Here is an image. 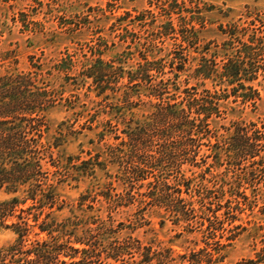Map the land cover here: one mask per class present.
I'll return each instance as SVG.
<instances>
[{
	"label": "rangeland",
	"instance_id": "1",
	"mask_svg": "<svg viewBox=\"0 0 264 264\" xmlns=\"http://www.w3.org/2000/svg\"><path fill=\"white\" fill-rule=\"evenodd\" d=\"M169 21L179 30L166 28ZM145 55L151 61L165 59L170 97L188 86L232 94L220 100L223 113L209 119L206 138L199 137L196 165L181 158L163 169L150 166L147 178L125 187L119 177L137 159L128 160L129 147L122 142L128 132L155 124L150 116L159 103L145 94L130 102L125 97L129 72L146 62ZM232 59L245 60L243 78L235 83L195 78L200 65L209 63L215 75ZM100 71L105 75L96 80ZM7 73L32 76L50 93L48 109L39 115L43 137L38 145L63 201L46 209L38 223L49 211L58 223L72 220L68 229L77 233L99 226L97 219L106 221L115 230L101 235L106 242L132 237L141 241L140 252L152 247L167 261L141 264H264V149L258 156L235 159L225 145L226 136L239 127L253 137L264 133V0H0V76ZM175 73L181 75L177 80ZM249 87L260 96L244 102L242 93ZM254 141L264 145V140ZM115 147L126 157L112 156ZM55 160L59 167L53 166ZM180 172L192 186V195L182 194L186 214L173 210V205L183 207L172 200L185 187L177 182ZM164 179L172 184L173 196L151 200L142 194L149 192L150 181L162 193ZM109 182L116 198L122 194L117 205L103 195ZM9 197L0 192V200ZM212 210H218V218ZM24 215L36 222L33 214ZM16 237L13 229L0 226V247ZM47 237L38 225L29 235L30 240ZM133 260H140L139 252Z\"/></svg>",
	"mask_w": 264,
	"mask_h": 264
},
{
	"label": "trees",
	"instance_id": "2",
	"mask_svg": "<svg viewBox=\"0 0 264 264\" xmlns=\"http://www.w3.org/2000/svg\"><path fill=\"white\" fill-rule=\"evenodd\" d=\"M166 28L173 32L179 30L173 21H169ZM192 29L197 32L195 26ZM144 59L145 63H139L135 71L129 72V82L124 85L126 100L130 102L134 96L141 97L145 94L158 99L159 103L156 104V110L150 116L155 122L153 126L127 133L128 140L122 142L123 145L129 147L127 153L121 151L122 149L119 147L112 148V156L120 157L124 152L128 160L135 161L137 159V164L129 167L119 177L125 187H134L136 180L147 178L145 172L150 166H155L158 170L181 158L196 165L198 163L197 156L200 155L202 146L199 137L210 131L209 119L214 114L222 115L220 100L227 99L232 94L228 91L226 93H220L218 90L213 92L210 89L200 92L196 86H188L182 90L183 94L177 95L175 92L170 97L167 94L171 93V77L165 78L167 74L164 68L167 65L165 59L151 61L147 55ZM244 61L232 59L225 65L224 72L215 75L211 69L213 67H210L212 65L202 64L196 69L195 78L221 77L229 83H235L243 78L241 73ZM98 63L103 64V60L98 59ZM168 64L174 69L175 59L171 58ZM177 68L183 70L184 65ZM96 71L97 69L94 67V73ZM152 71H156L157 74ZM104 75L105 73L100 71L96 80L101 79L100 77H104ZM160 76L163 78L158 80ZM180 76L179 73H175L176 80ZM176 80L173 82L175 85H177ZM185 81L187 84L189 83V79ZM105 89L106 87L102 89L101 93ZM143 89L146 93H142ZM180 89L178 85L175 87L178 92ZM249 89V92L242 93L244 102L254 100L255 96H260L257 89L253 87H249ZM49 95L47 89L38 87L32 76L27 74L14 76L12 73H7L0 76V192L3 191L10 195L9 198L0 200V226L13 229L17 234L14 241L0 247V264H116L119 261L123 264H141L150 263L154 259L166 263L165 258L160 259L156 255L157 253L152 251V247H146V251L140 252L142 243L138 239L133 240L132 237L114 238L106 242V239L101 238V235L115 231L106 225V221H101L100 224L97 219L94 223H99V226L82 229V233H77L78 229H68L72 220L67 221L69 224L58 223L51 219L52 211H49L43 221L38 223L46 209H53L63 201L57 190L58 184L54 182L50 170L44 168L43 152L38 145L41 142L39 138L43 137V133H41L42 121L39 120V115L48 109ZM234 95L236 96L237 93ZM199 123L204 125L205 130L199 129ZM254 140H264L263 131L260 135L253 137L248 128H236L226 136V150L235 159L242 157L249 159V157L258 156L264 149V145L263 143L259 145ZM154 144H158L156 149L152 148ZM58 145L56 144L55 147ZM257 147L260 149L255 151ZM48 150H52V145ZM53 154L54 152L51 151V157ZM121 156L126 157L125 154ZM52 164L59 167L56 160ZM57 172L55 171L53 175ZM182 175L179 180L177 179V182L185 187L184 189L179 187L180 195L172 198L183 205L182 209L173 205V210L177 214L187 213L186 203H184L186 197H183V192L192 195L190 180L183 173ZM161 182L164 187L162 193H158L155 182L150 181L149 192L142 194L151 200L161 197L168 199L173 196L172 184L167 179ZM112 185L113 182H109L105 186L107 191L103 195L109 199L111 205H117L122 194H118L119 196L116 198V194H112L114 189ZM128 194L131 195V198L135 197L131 192ZM231 195H236V193ZM29 201L32 202L31 205L20 207L21 204H26ZM18 207H20V212L15 214ZM218 210H212L214 217H219ZM26 212L33 214L34 221H36L34 224L30 222L29 216L24 215ZM12 217H17L18 220L8 223ZM206 218L212 222L210 216ZM75 224L78 225V223ZM37 225L41 232L47 233L48 237L42 240H30L29 235ZM136 251L139 252L140 260L129 262V259L135 257ZM128 256L129 258H127Z\"/></svg>",
	"mask_w": 264,
	"mask_h": 264
}]
</instances>
